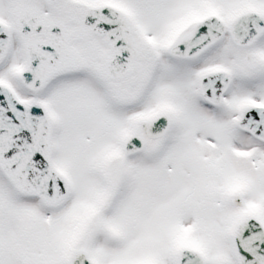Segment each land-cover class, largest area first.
Here are the masks:
<instances>
[{"label": "snow or ice", "instance_id": "obj_1", "mask_svg": "<svg viewBox=\"0 0 264 264\" xmlns=\"http://www.w3.org/2000/svg\"><path fill=\"white\" fill-rule=\"evenodd\" d=\"M0 264H264V0H0Z\"/></svg>", "mask_w": 264, "mask_h": 264}]
</instances>
